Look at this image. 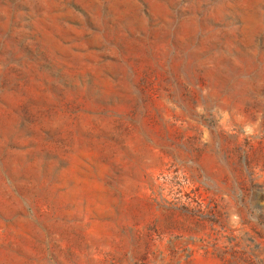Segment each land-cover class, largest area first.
Returning <instances> with one entry per match:
<instances>
[{
  "label": "rangeland",
  "instance_id": "374dc122",
  "mask_svg": "<svg viewBox=\"0 0 264 264\" xmlns=\"http://www.w3.org/2000/svg\"><path fill=\"white\" fill-rule=\"evenodd\" d=\"M0 264H264V0H0Z\"/></svg>",
  "mask_w": 264,
  "mask_h": 264
}]
</instances>
